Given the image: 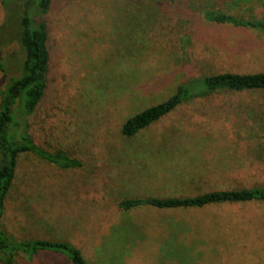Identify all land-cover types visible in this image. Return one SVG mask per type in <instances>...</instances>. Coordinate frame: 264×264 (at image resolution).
I'll use <instances>...</instances> for the list:
<instances>
[{
  "label": "rangeland",
  "instance_id": "rangeland-1",
  "mask_svg": "<svg viewBox=\"0 0 264 264\" xmlns=\"http://www.w3.org/2000/svg\"><path fill=\"white\" fill-rule=\"evenodd\" d=\"M27 1L0 0V111L20 75L13 40ZM207 10L257 20L264 0H50L48 91L28 133L82 168L21 155L0 220L9 237L69 243L90 264H264V201L119 207L264 187V90L218 91L134 137L122 134L129 118L183 83L264 72V32L210 23ZM18 264L72 263L40 256Z\"/></svg>",
  "mask_w": 264,
  "mask_h": 264
},
{
  "label": "trees",
  "instance_id": "trees-1",
  "mask_svg": "<svg viewBox=\"0 0 264 264\" xmlns=\"http://www.w3.org/2000/svg\"><path fill=\"white\" fill-rule=\"evenodd\" d=\"M177 2L179 0H176ZM194 6L197 0H186ZM50 0H28L20 17L17 41L22 50L20 75L13 79L6 91L0 111V220L6 200L13 188L18 161L21 155L31 153L44 162L61 169L82 168L79 159L63 152H50L38 146L30 134L29 117L43 103L48 91L47 74L51 63L52 48L44 15ZM205 20L213 24H230L264 32V14L257 20H243L231 14L207 10ZM2 69L4 67L2 66ZM235 92L264 90V72L258 74H219L204 79H194L181 84L174 96L167 101L129 118L122 127V134L134 137L152 124L167 116L183 103L204 98L218 91ZM264 201V187L255 190L220 191L187 198H131L120 202V209L150 205L159 209L199 208L216 203ZM0 254L3 264H18L20 258L32 262L40 256L66 257L72 264H90L81 251L65 242L44 239L16 240L1 228Z\"/></svg>",
  "mask_w": 264,
  "mask_h": 264
}]
</instances>
